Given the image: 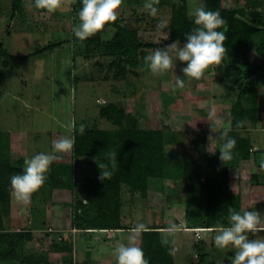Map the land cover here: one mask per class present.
I'll list each match as a JSON object with an SVG mask.
<instances>
[{
  "label": "rangeland",
  "instance_id": "rangeland-1",
  "mask_svg": "<svg viewBox=\"0 0 264 264\" xmlns=\"http://www.w3.org/2000/svg\"><path fill=\"white\" fill-rule=\"evenodd\" d=\"M12 1L0 0V43L9 55L7 67L0 61V132H14L9 133L8 143V156L12 162L25 160L37 152L51 151L54 141L61 137L73 139V129L81 125L84 129L115 131L117 126L112 122L113 114L108 116L102 110L107 103L114 102L123 107L127 115L137 117L139 112L144 113L140 128L163 130L166 151L188 153L200 166L202 175L211 174L206 158L194 144L198 142L200 148L207 145L212 151L216 149L215 134L222 127L211 126L207 114L214 108L223 126L229 125V109L237 93L243 58L226 52L223 61L210 66L200 79L183 77L185 63L180 61L163 76L152 74L146 65L135 68L126 65L122 78L111 75L105 78L107 64L114 57L104 55L100 49L86 55L80 43L74 42L72 28L77 22L78 9L73 8L71 0H64L63 7L56 12L38 10L33 6V0H22L23 12H15L13 16ZM144 2L122 0L118 18L126 26L140 29H156L162 17L169 19L168 8H158L157 17H152L145 11ZM187 4L190 14L201 6L200 0H187ZM223 5L241 11V17L248 22L264 24V0L253 7L242 0H223ZM107 31H102V34L110 38L113 31ZM141 34L143 41L159 46L165 39V34L159 31H142ZM49 44L53 46L45 49ZM153 51L149 50V54ZM245 59L252 67L259 64V56L254 52L248 53ZM176 75L183 77L186 85L173 91ZM258 116L257 121L247 120L240 134L249 138L251 146L260 151L258 156L264 161V96L259 98ZM57 161H71L74 168V193L84 206L82 211L75 212L77 215H89L92 221L109 225L121 223L130 226L138 221L149 225L152 220L157 221V217L160 224L178 223L182 225V231L174 236L166 233L161 236V240L167 239L175 248V264H220L221 261L229 264L228 259L233 253L215 247V229L203 228L198 232L183 229L188 225L185 206L177 203L180 195L173 193V189L179 191L182 188V180L152 178L146 196L121 184L117 209L114 199L108 201L106 196H100L105 190L92 187L98 182L96 177L99 174L94 156L73 157L71 150ZM263 165L264 162L258 166L256 160L253 161L246 174L241 169H230L231 174L240 172L243 177L241 184L244 187L240 191L237 189L243 198L242 209L256 208L264 212V206H249L251 188L264 185ZM49 173L50 170L47 176ZM249 174L253 185H250ZM232 179L235 180L234 177ZM235 186L237 184L234 183ZM49 188L45 181L36 194H32L29 203L17 200L11 192L9 213L4 220L5 230L1 233L8 235L4 240L11 242L10 246L15 247L18 253L21 250L46 256L56 253L58 263L53 264H74L75 239L79 250V244L88 236L84 239L79 234L76 236L75 229L69 227L71 222L74 223L75 215L70 216V206L63 203L72 200V193L60 191L57 195ZM196 209L191 207L192 211ZM29 219L32 223L28 222ZM42 220L46 221L44 225L40 223ZM23 233H30L31 238H21ZM257 235L264 236V233ZM91 241L93 248L99 249L110 244ZM8 249L9 246L1 242L0 256ZM0 264L21 262L20 259L0 260Z\"/></svg>",
  "mask_w": 264,
  "mask_h": 264
},
{
  "label": "trees",
  "instance_id": "trees-1",
  "mask_svg": "<svg viewBox=\"0 0 264 264\" xmlns=\"http://www.w3.org/2000/svg\"><path fill=\"white\" fill-rule=\"evenodd\" d=\"M248 6H257L261 0H242ZM201 6L219 11L226 21V36L224 41L226 52L234 56L243 58V67L238 73L237 93L229 109V125H231L230 135L235 137L237 143L234 149L233 159L223 162L220 159L219 147L221 141L219 134L222 129L215 134L216 149L211 150L207 145L199 147L198 142L195 148L200 150L206 158L211 174L204 176L200 166L190 158L188 153H177L166 151L163 143V130L142 129L139 127L145 114L140 113L137 117L127 115L123 107H118L114 102H109L102 110L111 116L112 122L117 126L113 132L103 129H84L80 127L73 129L74 147L73 157L94 156L98 163L107 165L112 171L110 178L100 179V169L97 175V183L91 185L93 188L103 189L102 195L115 200L116 208L119 209L120 185H126L133 192H139L146 196L150 187V179L159 178L165 180H182L183 186L178 191L173 189V193L180 195L179 204L185 206V216L188 225L186 228H206L214 230L217 226L227 224L229 207L241 210L243 198L238 192L244 187L242 175L235 171L241 169L244 174L248 173L251 163L256 160L258 166H262L263 159L258 154L259 150L251 146L248 137L242 136L240 131L244 130L247 120L257 121L259 98L264 96V24L259 22L251 23L243 19L236 8L226 7L223 0H200ZM73 8L81 7L80 0H71ZM158 8L169 9V28L165 30L140 29L138 27H128L121 18L111 22L102 30H112L110 38L103 39L102 31L89 37L84 41H79L74 37V42L80 43L83 52L90 54L93 50L100 49L104 55L114 57L107 64L105 78L111 75L113 78H122V70L126 65L131 68L144 67L145 57L149 55V50L167 46L169 43L178 40L183 43L184 33L191 31L195 27L193 18L188 9L187 0H160ZM15 12H23L22 0L12 1V16ZM223 30V29H221ZM161 32L165 35L160 46L154 42H145L141 39V32ZM53 46L46 45L45 49ZM43 49V50H45ZM254 52L259 56V64L251 66L245 59L247 54ZM8 53L0 43V61L4 66H8ZM225 58V57H224ZM143 118V119H142ZM237 121H244L243 125L237 127ZM9 133L0 132V243L5 242L9 249L1 253L0 260L15 261L20 259L21 264H49L48 256L36 255L31 252L18 253L15 247H11V242L4 240L6 233L3 232L4 220L9 213L11 198V177L20 174L24 166V160L19 159L12 162L8 156ZM116 153V166L113 169L111 164V153ZM98 166V164H97ZM264 166V165H263ZM230 169L234 173H230ZM235 178L233 180L232 178ZM250 185H253L252 176L249 174ZM49 189L72 193V200L63 203L70 206V216H75L74 225L81 229L116 228L120 224L109 225L108 223H98L89 219V215L76 214L83 210V202L76 198L74 193L75 178L74 168L71 161H54L50 166V173L46 179ZM237 186L233 187L234 183ZM81 184L86 185L85 182ZM90 186V184H89ZM237 189H239L237 191ZM60 197V196H59ZM63 200V199H62ZM199 201L202 203L200 205ZM178 204V205H179ZM198 205L200 207L198 208ZM191 207L197 208L195 211ZM89 216V217H88ZM8 236V235H7ZM21 238L30 239V233H23ZM139 246L143 248L149 264H174L173 255L169 254L171 244H164L159 235L157 227H149V231L141 234ZM64 247V245H63ZM16 252H15V251ZM197 264V263H196Z\"/></svg>",
  "mask_w": 264,
  "mask_h": 264
},
{
  "label": "clouds",
  "instance_id": "clouds-1",
  "mask_svg": "<svg viewBox=\"0 0 264 264\" xmlns=\"http://www.w3.org/2000/svg\"><path fill=\"white\" fill-rule=\"evenodd\" d=\"M160 0H145L144 9L152 17H157ZM64 0H33V6L38 10L56 12L63 7ZM81 7L77 12V22L73 25L72 33L79 41L101 32L105 26L115 22L118 18V9L122 0H80ZM191 16L195 27L184 33V40H175L166 48H157L145 57V65L154 75L163 76L169 70H173L176 62H184L182 68L183 77L189 79H200L205 71L212 65L220 64L226 54L224 41L227 39L226 21L219 11L208 9L204 6L196 7ZM169 19L162 17L157 25L158 30L169 28ZM223 29V30H221ZM176 75L173 91L183 89L186 85L185 79ZM207 121L221 126L219 134L221 141L219 152L223 162L233 159L236 146L235 137L230 135L231 125L223 126L222 119L216 110L209 109ZM244 121H237V127L242 126ZM84 131V126H80ZM212 131H214L212 127ZM212 137H209V139ZM74 147V140L69 137H61L54 141L52 150L49 152H37L31 157H26L22 172L11 177L10 183L15 198L19 201L29 203L32 194L39 190L47 179V173L52 163L62 158V155ZM111 164L116 166V153H111ZM97 162V161H96ZM100 179L110 178L112 171L107 165L98 163ZM251 209V208H250ZM149 231L146 223L138 221L128 236L127 243H121L115 249L116 264H149L144 250L137 243L139 236ZM167 236H174L182 231V225L171 223L164 230ZM213 237L214 245L219 250L232 252L228 259L229 264H264V212L254 208L236 210L229 207L227 224H221L215 229ZM255 237V238H253ZM162 243L168 244L167 239ZM175 248H169V254L175 255ZM220 264H224L223 261Z\"/></svg>",
  "mask_w": 264,
  "mask_h": 264
},
{
  "label": "crops",
  "instance_id": "crops-1",
  "mask_svg": "<svg viewBox=\"0 0 264 264\" xmlns=\"http://www.w3.org/2000/svg\"><path fill=\"white\" fill-rule=\"evenodd\" d=\"M107 32H111V31L108 30ZM102 37H103V39H108L104 36V34H102ZM2 132L11 133L9 130H2ZM12 133H14V132H12ZM249 193L251 195V198H250L251 202L249 203L250 207L254 208V205L264 206V185L257 186V189H254L252 187L251 191ZM34 194H36V193H34ZM260 195H263V196L260 198L259 197ZM259 206H258V208L260 209ZM52 217H53V214L51 215V222H52ZM157 219L159 220L158 217H157ZM157 221L154 222V220H152V223L149 225L147 224V226H148V228L153 227V226L157 227V229L159 230L160 238H161V236L163 234H165L164 230L169 225L168 224H162V223L160 224ZM28 222L32 223V221H30V219L28 220ZM44 222H46V221L45 220L40 221V223L42 225H44L43 224ZM69 227H73V229H75V231H73V232H74V234L76 233L75 234L76 236H77V234H79V235L83 236V239L86 236H88V238H86L85 242H83L82 244L81 243L79 244V246L81 245L79 250H78L77 239H75V243L73 244L74 264H87V262L92 263V264H116L115 249L121 243H127L128 242V236L131 232V229L134 227V225L133 224H131L130 226L121 225V223H120L119 227H116V228L114 227V228H98V229H96V228L95 229H81V228H78L76 225L72 224V222H71ZM183 229L191 230L193 232H198L203 228H186L185 227ZM31 230H32V228H31ZM205 230H211V229H205ZM96 237H98L97 240H96ZM140 238H141V235L139 236V238L137 240L138 245L140 244V240H141ZM92 239L95 242L98 241L100 244L102 242H105L106 245L108 243H110V244H108L109 246H106L104 249L93 248L94 244L93 245L91 244ZM82 245H83V247H82ZM55 254L56 253L48 254L49 255L48 256L49 263H51V264H53L54 262L58 263V261H56V259L59 258L58 254H56V255ZM70 257L71 256L69 255V259H70ZM70 260H72V258ZM173 261L175 264L174 256H173Z\"/></svg>",
  "mask_w": 264,
  "mask_h": 264
},
{
  "label": "built area",
  "instance_id": "built-area-1",
  "mask_svg": "<svg viewBox=\"0 0 264 264\" xmlns=\"http://www.w3.org/2000/svg\"><path fill=\"white\" fill-rule=\"evenodd\" d=\"M256 148H254V150H255Z\"/></svg>",
  "mask_w": 264,
  "mask_h": 264
}]
</instances>
